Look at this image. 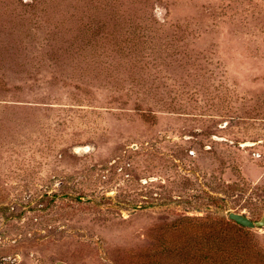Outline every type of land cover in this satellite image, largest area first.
Here are the masks:
<instances>
[{
	"label": "rangeland",
	"instance_id": "374dc122",
	"mask_svg": "<svg viewBox=\"0 0 264 264\" xmlns=\"http://www.w3.org/2000/svg\"><path fill=\"white\" fill-rule=\"evenodd\" d=\"M230 212L264 216V0H0V264H264Z\"/></svg>",
	"mask_w": 264,
	"mask_h": 264
},
{
	"label": "trees",
	"instance_id": "16d2710c",
	"mask_svg": "<svg viewBox=\"0 0 264 264\" xmlns=\"http://www.w3.org/2000/svg\"><path fill=\"white\" fill-rule=\"evenodd\" d=\"M222 233L232 236H241L245 229L233 221H221ZM180 238H178L179 240ZM229 242H234L231 239H226ZM224 243V241H223ZM220 245V246H219ZM218 247L208 249L205 254H200L202 264H243L247 256L245 249L236 241L233 245L219 244ZM197 254H194L191 259L196 260ZM199 258V257H198Z\"/></svg>",
	"mask_w": 264,
	"mask_h": 264
},
{
	"label": "water",
	"instance_id": "95a60500",
	"mask_svg": "<svg viewBox=\"0 0 264 264\" xmlns=\"http://www.w3.org/2000/svg\"><path fill=\"white\" fill-rule=\"evenodd\" d=\"M228 218L244 228L260 229L264 227V216L261 218V220L255 222L245 214L230 212L228 214ZM58 264H63V263H58Z\"/></svg>",
	"mask_w": 264,
	"mask_h": 264
},
{
	"label": "bare ground",
	"instance_id": "6f19581e",
	"mask_svg": "<svg viewBox=\"0 0 264 264\" xmlns=\"http://www.w3.org/2000/svg\"><path fill=\"white\" fill-rule=\"evenodd\" d=\"M89 148V147H88Z\"/></svg>",
	"mask_w": 264,
	"mask_h": 264
}]
</instances>
